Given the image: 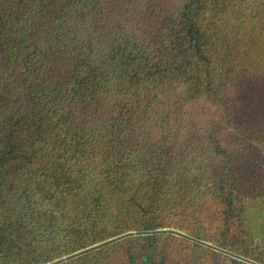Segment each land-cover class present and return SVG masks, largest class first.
I'll list each match as a JSON object with an SVG mask.
<instances>
[{"label":"trees","instance_id":"obj_1","mask_svg":"<svg viewBox=\"0 0 264 264\" xmlns=\"http://www.w3.org/2000/svg\"><path fill=\"white\" fill-rule=\"evenodd\" d=\"M0 264H264V0H0Z\"/></svg>","mask_w":264,"mask_h":264}]
</instances>
